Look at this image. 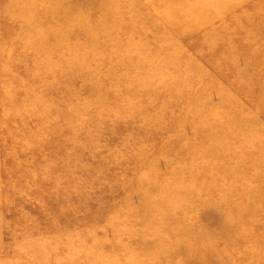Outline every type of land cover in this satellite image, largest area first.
Instances as JSON below:
<instances>
[{
	"label": "rangeland",
	"instance_id": "rangeland-1",
	"mask_svg": "<svg viewBox=\"0 0 264 264\" xmlns=\"http://www.w3.org/2000/svg\"><path fill=\"white\" fill-rule=\"evenodd\" d=\"M7 1L0 264H264V0Z\"/></svg>",
	"mask_w": 264,
	"mask_h": 264
},
{
	"label": "bare ground",
	"instance_id": "bare-ground-1",
	"mask_svg": "<svg viewBox=\"0 0 264 264\" xmlns=\"http://www.w3.org/2000/svg\"><path fill=\"white\" fill-rule=\"evenodd\" d=\"M43 1L44 0H8L6 11L9 14V18H11L12 20L15 21L19 18L24 20L23 25L21 26V31H26L27 28H29L28 23L32 20L31 18H33L34 20H41V17H42L44 19V21L46 20V22L48 20H51V21L55 20L56 24L60 25V24L66 23L69 16L71 15V13H73L71 10L64 9V14L62 15V18L57 19L56 11L58 12L61 9V8L59 9V5L57 4V2H55V0H51V2H50V0H49V3L47 4V3H44ZM27 18H28V20H26ZM106 20H107V17L103 20L102 26L104 28H108ZM108 29H110V28H108ZM175 193L177 194V196L181 197L183 200L189 199L187 193H184L185 194L184 195L181 191H179L177 189H176ZM199 237L201 238L202 236H199ZM199 237H197V238H199ZM181 238H184V235L181 236ZM197 238L196 239L193 238L194 241L195 240L198 241ZM183 247L185 248L186 246L183 245ZM179 252L181 254H185L183 249H181ZM179 252H177V254H179ZM173 253H174V251L171 249H167L166 251L163 250L162 256L171 257L173 255ZM197 260H198V262H200L203 259H201V260H200V258L191 259L190 260L191 263L190 262H185V263L192 264V263L196 262ZM204 261H206V259ZM127 264H129V262H127Z\"/></svg>",
	"mask_w": 264,
	"mask_h": 264
}]
</instances>
